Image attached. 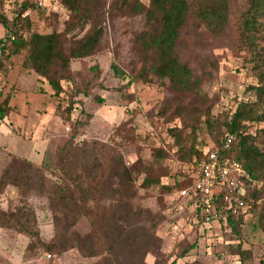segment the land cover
Masks as SVG:
<instances>
[{"label":"rangeland","instance_id":"rangeland-1","mask_svg":"<svg viewBox=\"0 0 264 264\" xmlns=\"http://www.w3.org/2000/svg\"><path fill=\"white\" fill-rule=\"evenodd\" d=\"M120 1L102 2L101 11L94 18L76 21L69 29L71 12L63 0H49L47 8L32 7L31 13L26 12L32 24H26L25 34L65 32L68 52L89 34L94 19L104 30L96 55L72 60L73 81L62 82L65 92L59 97L27 65L26 51L0 59V103L10 114L12 108L8 103L18 94L15 109L22 111L27 107L29 110L25 118L17 119L19 125L16 121L15 132L0 121V128L12 138L0 142L8 144L7 149L0 147V175L15 154L38 165L45 176L41 183L32 171L30 179L21 182L20 187L11 185L0 194V208L34 212L40 230V239H37L15 229H0V264H97L102 259L103 264H264V227L259 210H246L239 232H234L226 222L201 221L188 201L164 190L162 184L143 185L147 174L160 177L161 183H172L189 165L180 160L169 134V128L181 126V122L167 123L158 114L162 105L177 102L179 96L157 79L144 82L139 78L142 58L136 38L145 28V16L123 14L117 6ZM139 1L149 7L150 0ZM241 1L233 0L225 31H212L191 21L178 46L181 59L196 72L212 69L213 78L205 81L204 91L214 103L213 115L221 119L231 116L240 102L254 100L247 87L256 83V79L244 66L247 52L239 42ZM21 5L22 0H0V38L11 29ZM93 67H98L99 77ZM71 99L79 103L74 105L68 120L65 109ZM185 102L198 104L192 96ZM227 132L224 129L221 137ZM199 133V148L206 153L214 140L209 137L205 123ZM77 137L85 139L77 143ZM158 150L166 151L168 156L157 157ZM42 158H45L44 166H41ZM123 166L132 170L135 180L129 195L132 208L128 207L127 213L131 216L139 210H149L157 215L153 220L145 215L131 219L139 221L140 227H146L154 235L150 244L146 246L143 240V246L141 229L132 233L131 241H126L117 252L119 262H112L113 257L105 251L102 255L86 256L77 248L62 254L45 249L42 243L50 242L56 233L50 196L55 184L69 181L65 168L71 169L74 175L83 172L109 181L99 202L106 214L105 224H109L112 186L115 187L116 174ZM79 206L78 203H73L71 208L63 206L64 211L60 213L65 218L63 227L68 235L86 247L91 233L90 219L83 214L85 206ZM74 209L76 218L71 214ZM115 211L118 217L125 218L124 211ZM241 249L248 252L245 261L239 257Z\"/></svg>","mask_w":264,"mask_h":264},{"label":"trees","instance_id":"trees-1","mask_svg":"<svg viewBox=\"0 0 264 264\" xmlns=\"http://www.w3.org/2000/svg\"><path fill=\"white\" fill-rule=\"evenodd\" d=\"M105 1L107 0H63L64 5L71 12L68 29L73 27L76 21H88L94 18L95 13H100L102 2ZM232 2L233 0H150L149 7H147L139 0H121L117 6L123 14H143L145 16V28L136 38L142 58L139 78L144 82H153L157 79L162 86L168 87L173 94L179 96L177 102L162 105L158 114L167 123L176 120L181 122V126L175 125L169 128V134L178 148L180 160L188 165L205 158V151L199 148L201 145L199 132L202 124L205 123L208 135L214 140L216 146L220 145L224 129L237 135V142L232 153L250 178L261 182L264 181V0H242L240 2L239 42L247 52L244 66L252 72L256 83L247 87V91L252 93L254 100L240 102L231 116L221 119L213 115L214 103L204 91L205 81L213 78L212 69L205 68L198 73L181 59L178 52L182 34L191 21L204 25L212 31H225L232 12ZM29 6H31L30 0H22L19 14L11 22L12 27L9 30L15 33L16 40L0 56V59L26 51L27 65L38 76L45 79L55 91L54 95L59 97L65 92L62 82L73 81L72 60L96 55L101 47L104 30L94 19L89 34L68 52L65 49V32L38 33L33 31L25 34L26 24L29 26L32 24L29 14L26 13ZM7 26L9 27L8 23ZM211 65L214 67V63ZM113 68L119 71L116 65H113ZM93 70L99 77L98 67H93ZM189 96L198 100V104L186 103L185 99ZM76 102L71 99L65 109L68 120H71ZM8 113V108L0 103V120L5 121ZM157 152V157L166 158L168 156L166 151L158 150ZM44 165L45 158L41 166ZM37 166L13 154L0 175V194L11 185L20 187L21 182L30 179L32 171L35 173L34 177L42 183L45 176ZM65 169L69 181L55 184L50 196L52 210L55 213L56 233L50 242L42 243L45 249L62 254L68 249L77 248L86 256L102 255L105 251L113 257L112 262H119L117 252L123 245H126V241H131L129 235L132 233L141 229L142 244L143 240L146 246L150 244L154 235L146 227H140L139 221L131 219L142 218L145 215L149 220H153L157 215L149 210H139L137 215L130 216L126 211L128 207L132 208L130 202L132 196L129 197V195L134 190L135 181L130 168L123 166L119 174H116L115 187L112 186L114 194L109 206L112 211L109 224H105L106 214L99 206L100 195L109 181L102 177L98 179L96 176H87L83 172H77L74 175L71 169ZM178 175L179 178L177 175H171L177 177L172 183H161L160 177L156 178L147 174L143 185L150 187L154 184H162L164 190L178 196L179 190L192 184V178L186 171ZM261 196L260 190L248 186L243 199L250 205V210L260 211L263 228L264 202L258 203ZM73 203H78L80 205L78 208L85 206L86 211L83 214L88 215L90 219L91 233L88 236L89 243L86 247H82L79 240L74 241L68 235L67 229L63 227L65 218L60 213L63 210L61 207L70 206L71 208ZM119 209L125 212L124 219L122 216L118 217L119 214L115 210ZM76 212L75 209L71 212L75 218L77 217ZM197 213L203 221L198 211ZM245 216L247 213L243 211L228 212L223 214L221 222H226L234 232H239ZM128 222L129 225H126ZM6 228L15 229L30 238L40 239V230L34 212H26L24 209L4 210L0 208V229ZM145 250L148 251L146 247ZM238 254L240 260L247 259V251L241 249ZM97 264H103V259Z\"/></svg>","mask_w":264,"mask_h":264},{"label":"built area","instance_id":"built-area-1","mask_svg":"<svg viewBox=\"0 0 264 264\" xmlns=\"http://www.w3.org/2000/svg\"><path fill=\"white\" fill-rule=\"evenodd\" d=\"M28 13L35 9L48 7L49 0H30ZM14 32L8 31L0 38V56L15 42ZM84 137H77L82 143ZM237 142V135L227 132L220 139V145L213 144L205 158L188 164L186 170L192 178V184L178 192V198L188 201L194 211L200 214L206 223L221 221L224 213L246 212L250 205L243 199L248 186L262 192L258 203L264 202V181H253L242 164L232 153Z\"/></svg>","mask_w":264,"mask_h":264},{"label":"crops","instance_id":"crops-1","mask_svg":"<svg viewBox=\"0 0 264 264\" xmlns=\"http://www.w3.org/2000/svg\"><path fill=\"white\" fill-rule=\"evenodd\" d=\"M18 98H19V95H15L14 97H12L8 103V106L12 108L10 114L8 113L5 121H1V122H4L13 132H15V128L17 129V126L19 125V119L23 117L25 118L26 114L29 112L28 108L25 107L24 109H22V111H20L19 109H15L17 108V102H18ZM24 99H26V96L24 97ZM22 100V98L20 99V101ZM27 101V100H26ZM25 101V102H26ZM19 103V102H18ZM18 119V120H17ZM16 121L17 124H16ZM26 126H28L26 124ZM27 129H29V127H25ZM7 140V141H10L12 138L10 137V135H5L4 131L0 128V142H4V140ZM7 146L8 144L5 145V143H0V147H5L7 149ZM33 149V147H32ZM43 159V158H42ZM43 162V160H42ZM41 163V162H40Z\"/></svg>","mask_w":264,"mask_h":264}]
</instances>
